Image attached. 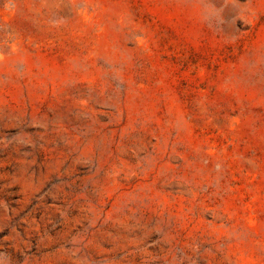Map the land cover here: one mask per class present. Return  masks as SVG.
Wrapping results in <instances>:
<instances>
[{
  "label": "rangeland",
  "instance_id": "374dc122",
  "mask_svg": "<svg viewBox=\"0 0 264 264\" xmlns=\"http://www.w3.org/2000/svg\"><path fill=\"white\" fill-rule=\"evenodd\" d=\"M0 264H264V0H0Z\"/></svg>",
  "mask_w": 264,
  "mask_h": 264
}]
</instances>
